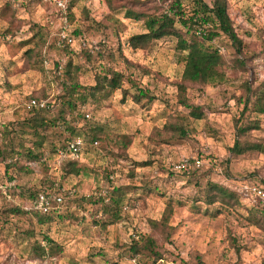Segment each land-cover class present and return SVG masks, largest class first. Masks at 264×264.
Wrapping results in <instances>:
<instances>
[{
    "label": "rangeland",
    "instance_id": "rangeland-1",
    "mask_svg": "<svg viewBox=\"0 0 264 264\" xmlns=\"http://www.w3.org/2000/svg\"><path fill=\"white\" fill-rule=\"evenodd\" d=\"M106 1L69 0L72 20L67 22V30L82 32L89 46L86 55L70 57L71 65L79 68L77 82L85 88L93 85L95 74L112 69L123 76L121 87L127 95L123 99L119 90H104L79 106L78 112L68 113L64 126L84 140L90 139L89 128H95L99 147L87 149L79 157L78 175L61 180L62 189L73 190L75 197L63 198L49 223L38 226L29 216L6 217L7 206L0 199V264H192L196 256L203 264H264V218L261 226L248 221L250 200L239 199L237 206L218 214L215 207L199 200L206 182L234 189L244 180L254 182L252 176L264 179V155H244L224 164L235 122L257 121L259 129L250 136L264 142V115L242 105L247 98L244 82L255 88L264 81V0H226L230 26L251 59L245 71L223 68L219 83L188 87V100L203 117L183 122L189 130L182 139L167 138L162 131L168 118L182 111L176 104L175 85L182 67L175 39L167 37L154 41L146 50H131L126 40L143 33V26L123 19L121 11L110 12ZM147 1L148 6L162 12L170 5V0ZM180 3L189 10L191 0ZM5 4L10 5L9 11H4ZM51 10V3L43 0H0V184L12 178L9 183L16 186V193L9 200L23 211L31 210L28 195L42 185L45 172L20 156L4 153L30 148L47 154L72 135L54 120L62 82L60 69L55 70L54 64L65 58L55 43L60 22L58 16L50 17ZM36 34L44 45L34 47L27 59L23 52L33 48ZM215 45L223 48L225 56L232 55L225 36L220 35ZM128 80L153 100L134 102L130 98L134 89ZM31 96L47 106L39 112L48 125L41 148L32 145L35 138L25 123L32 114L26 108ZM248 101L252 106L253 98ZM82 111L89 121L81 118ZM198 155L202 165L194 175L185 177L170 171L171 164ZM11 157L21 170L7 167ZM111 187H124V195L119 219L103 227L100 223L107 216L102 209L110 210L113 204L107 199L88 204L78 198H103ZM151 222H163L165 228L154 229ZM30 230L35 237L27 240ZM39 231L61 248L58 255L30 258L28 242L35 239L44 245ZM143 237L155 241L159 258L153 259L142 249L135 254L129 251V246Z\"/></svg>",
    "mask_w": 264,
    "mask_h": 264
},
{
    "label": "trees",
    "instance_id": "trees-1",
    "mask_svg": "<svg viewBox=\"0 0 264 264\" xmlns=\"http://www.w3.org/2000/svg\"><path fill=\"white\" fill-rule=\"evenodd\" d=\"M119 3H114L112 0H107L106 5L110 12L115 13L117 11L122 12L123 19L132 20L134 22H140L143 26V33L135 34L127 38L126 46L133 51L146 50L154 41L173 37L175 39L174 49L177 53V60L181 64L182 70L179 81L176 83V104L182 110L180 114L175 116L171 115L168 118V122L163 125L162 131H164L167 138L182 139L187 137L189 127L183 122L199 120L203 117L197 107L189 102L187 96L188 87L192 86H205L210 83H219L223 78L222 69L226 68L232 72L245 71L246 63L250 61L251 56L246 54L245 46L243 42L235 34L234 30L230 26V22L227 17V1L226 0H211L210 4H205L202 0H191V5L188 11H185L180 3V0H170V5L166 12L162 10H154L153 7L148 6L150 4L147 0H119ZM150 7V8H149ZM4 11L10 10V5L5 4ZM50 17L53 19L59 16V13L53 8L50 12ZM65 18L69 24L72 20V12L69 7V2L65 7ZM203 29L201 34H197V29ZM7 33V32H6ZM69 36L76 38H83L82 32L79 30L68 31ZM220 35H223L229 41V46L232 50L231 56H225L222 52H217L216 47L211 41L218 39ZM35 42L33 48H29L23 52V54L30 58L33 54L34 47L41 48L44 45V41L40 38L39 34L34 36ZM214 46L212 48L211 46ZM58 50L62 53L65 60L54 64L55 70L60 69V75L62 82L60 84V95L57 96L58 101L57 109L55 110V118L57 122L61 124H68V113L78 112L79 106L85 104L88 99H94L96 95L104 90L116 91L119 90L122 98L127 95L126 90H123L122 80L123 76L113 71L110 68H105L99 74H95L93 77V85L87 88L81 87L76 78V74L79 70L78 67L71 65V59L73 55L85 53L87 54L88 48H77L76 46L69 47L67 45L57 46ZM33 51V52H32ZM73 75V76H72ZM134 89V92L130 95V98L138 103L140 100L151 102L153 97L146 92L133 85L128 80ZM246 92V100L243 101V108L249 107L250 112L257 115H264V81L258 84L255 88H251L248 82L243 84ZM124 96V97H123ZM253 98V105L249 104V98ZM31 100L39 102L37 96H31L27 99V103ZM47 108L46 104L43 109H32V114L27 118L26 124L31 128L32 136L35 141L32 145L35 148H41L43 144V133L48 129L44 118H42L39 112ZM183 112V114H182ZM87 115V117H85ZM81 118L84 121H89L90 117L87 113L82 111ZM1 128V127H0ZM259 129L257 121H249L241 124H234V139L229 148H227V158L224 160L225 166L230 160L236 159L244 155L261 154L264 155V142L254 141L251 139L250 132ZM64 130L72 134L63 143L56 146L49 153L37 152L35 150L22 149V152H13L9 150L4 154L16 155L23 158L26 162L35 164L43 169L45 172V178L42 185L35 192H31L28 195L29 205L32 203L38 193L44 195L60 196L61 200L73 199L75 193L72 190H63L61 187V180L70 175H78L81 169L77 166L79 157L86 152L87 149H97L99 147L98 139L95 138V128H89V140H84L80 135H73V129L64 126ZM3 136V129H0V137ZM81 138L86 142L85 147L79 152L77 159H67L62 161L58 167L54 166L56 159V151L63 149L73 138ZM123 139L126 145L129 142L125 136ZM95 142V146L92 143ZM9 153V154H8ZM200 159L201 156H196ZM13 159V160H11ZM11 162L8 164V168H17L21 170L15 158H10ZM144 165V164H143ZM138 166V165H136ZM198 168H191L187 173L181 175L189 177L197 172ZM171 171V170H170ZM172 172V171H171ZM174 173V172H173ZM179 174V173H174ZM255 181L249 182L244 180L243 184H252L258 186L264 190V179L258 176H252ZM251 177L247 178L250 179ZM12 178H6L8 183L0 184L4 187V193L0 191V199L2 198L7 208H5L7 216H29L35 224L43 226L49 223L50 215L56 213L58 208H54L48 213H42L40 211H23L10 203V198L15 196L16 186L9 183ZM241 181V180H240ZM248 182V183H247ZM11 184L10 186H8ZM242 185V184H240ZM124 187H111L110 191L101 198L95 197H79V202L94 203L103 202L107 199L113 208L108 210L103 208L102 213L107 216V220L102 221L100 224L104 227L106 224L114 223L119 219V210L122 203V197ZM202 198L199 199L207 206L215 207L214 213L218 214L221 210H226L237 206L239 199H244L242 194L237 191V188H228L222 184H216L212 182H206L202 191H200ZM62 204V202H61ZM53 206V204H52ZM250 219L248 221L254 222L261 226L262 218H264V209L259 207L256 203H251L249 208ZM252 222V223H253ZM151 226L154 229L161 227L165 228V224L151 222ZM40 232V231H39ZM38 232L40 235V241L44 242V245H40L38 240H33L29 243V252L31 253V259L42 260L46 257H52L58 255L61 252V248L50 240L44 233ZM27 240L34 238L33 230L26 233ZM156 243L150 237H143L139 239V242H133L129 246V251L133 254L138 250H146L153 259L159 258L160 254L156 250ZM192 264H203L199 257H194Z\"/></svg>",
    "mask_w": 264,
    "mask_h": 264
},
{
    "label": "built area",
    "instance_id": "built-area-1",
    "mask_svg": "<svg viewBox=\"0 0 264 264\" xmlns=\"http://www.w3.org/2000/svg\"><path fill=\"white\" fill-rule=\"evenodd\" d=\"M45 2L51 3L53 8L59 13L58 21L60 22L59 31L55 34L56 46L67 45L69 47L76 46L77 48H88L89 46L84 38H74L68 35V25L65 18V7L69 0H43ZM203 29H197V34H201ZM214 44V41H211ZM217 52H223V48L216 46ZM45 103L42 101L36 102L31 100L26 104L27 110L32 109H43ZM87 117V115H85ZM95 142L92 145L95 146ZM86 142L81 138H73L63 149H58L56 151V159L54 166L58 165L67 159H77L79 152L85 147ZM202 163L197 158L182 159L170 165V170L174 173H187L191 168H199ZM9 184L8 186H10ZM4 187L0 185V191L4 193ZM244 199L250 200L251 203H256L259 207L264 209V190L258 186L252 184H242L237 188ZM61 197L55 195H44L38 193L32 203L31 210L40 211L42 213H48L54 208H58L61 205ZM53 204V206H52Z\"/></svg>",
    "mask_w": 264,
    "mask_h": 264
},
{
    "label": "crops",
    "instance_id": "crops-1",
    "mask_svg": "<svg viewBox=\"0 0 264 264\" xmlns=\"http://www.w3.org/2000/svg\"><path fill=\"white\" fill-rule=\"evenodd\" d=\"M73 191V190H72Z\"/></svg>",
    "mask_w": 264,
    "mask_h": 264
}]
</instances>
